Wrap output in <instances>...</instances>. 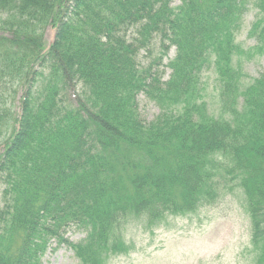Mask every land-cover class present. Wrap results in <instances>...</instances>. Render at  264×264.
Returning a JSON list of instances; mask_svg holds the SVG:
<instances>
[{
    "label": "trees",
    "instance_id": "obj_1",
    "mask_svg": "<svg viewBox=\"0 0 264 264\" xmlns=\"http://www.w3.org/2000/svg\"><path fill=\"white\" fill-rule=\"evenodd\" d=\"M250 5L264 51V0H0V264H42L52 242L105 264L130 223L214 203L222 167L264 259V75L243 86L234 64ZM211 70L221 114L203 100ZM139 96L159 108L150 122Z\"/></svg>",
    "mask_w": 264,
    "mask_h": 264
},
{
    "label": "rangeland",
    "instance_id": "obj_2",
    "mask_svg": "<svg viewBox=\"0 0 264 264\" xmlns=\"http://www.w3.org/2000/svg\"><path fill=\"white\" fill-rule=\"evenodd\" d=\"M258 11L248 6L241 20L236 42L244 54L235 59V66L241 69L243 86H249L259 76L264 75V51L259 50L256 39L249 36L251 26ZM56 30L48 27L43 38L44 52L53 42ZM158 40L155 41L157 44ZM175 55L171 48L162 61L165 67ZM150 62L146 54H141L140 66ZM170 72L165 70V79ZM218 76L213 70L203 75L202 87L204 101L214 114L225 111L222 103ZM70 89L65 93L64 102L68 106L76 105V96ZM20 95V94H18ZM15 111L19 112L18 102ZM141 118L150 122L159 114V108L143 96L138 98ZM239 111L238 109H236ZM2 147L0 142V154ZM223 177L219 180L218 197L211 205H200L193 213L178 216H165L163 220L148 226L144 221L130 223L123 237L129 244L126 254L112 255L105 264H262L258 258L261 251L254 247L251 239V227L243 190L236 184L228 168L220 169ZM1 206V203H0ZM66 238L77 243L84 238L81 232L70 230ZM42 264H80L73 252L65 246L55 243L42 259Z\"/></svg>",
    "mask_w": 264,
    "mask_h": 264
}]
</instances>
